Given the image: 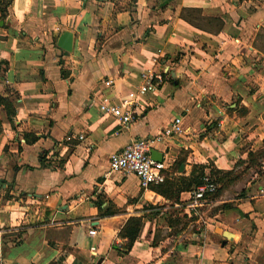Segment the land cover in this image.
<instances>
[{
    "label": "crops",
    "instance_id": "obj_1",
    "mask_svg": "<svg viewBox=\"0 0 264 264\" xmlns=\"http://www.w3.org/2000/svg\"><path fill=\"white\" fill-rule=\"evenodd\" d=\"M147 71L163 82L136 121L98 113ZM0 99V264H264V0H11ZM175 119L152 149L163 186L108 173ZM207 172L218 193L190 218L185 186Z\"/></svg>",
    "mask_w": 264,
    "mask_h": 264
},
{
    "label": "built area",
    "instance_id": "obj_2",
    "mask_svg": "<svg viewBox=\"0 0 264 264\" xmlns=\"http://www.w3.org/2000/svg\"><path fill=\"white\" fill-rule=\"evenodd\" d=\"M162 82L163 77L161 75L147 71L141 75L140 85L126 95L112 98L104 92H99L95 98V107L101 116L113 118L117 122V127L121 130L126 129L137 120L134 107L137 105L138 99L155 92ZM102 86L104 89H111L113 83L109 80L103 81ZM181 129L180 119H175L154 137L130 141L121 151L109 157L108 173L132 175L138 180L139 186L143 190L163 184L165 182V166L162 162L153 161L150 153L155 143L180 135ZM78 138L79 140L83 139L82 136ZM217 188V183L210 173H204L201 177L200 186L190 193L189 200L184 207L187 215L190 218L197 216L204 208L209 206L211 197L215 194ZM260 194H264V188L260 190ZM88 235L94 236L95 231L90 230Z\"/></svg>",
    "mask_w": 264,
    "mask_h": 264
},
{
    "label": "trees",
    "instance_id": "obj_3",
    "mask_svg": "<svg viewBox=\"0 0 264 264\" xmlns=\"http://www.w3.org/2000/svg\"><path fill=\"white\" fill-rule=\"evenodd\" d=\"M10 3H11V0H0V20H4L5 19V16L7 14V9L9 7ZM207 23L210 24V21H208V22H202L201 23V26L199 25V28L209 29L210 30V27H212V26L209 27L207 25ZM217 27H218V30H219L220 25H217ZM2 102H4V101L0 99V104ZM201 174L199 173V175H196L193 179H191L189 181V184L185 186V189L190 190L191 188H193V190H194L195 188H197L198 186H200V184H201V177H202ZM161 185L163 186V184H161ZM159 192H162V191H159ZM217 193H218V188H217V190H216V192H215V194L213 196H215ZM136 222L138 223V225L140 224L138 221H136ZM134 237H135V235H131V236L129 235V241L132 242V240L134 239Z\"/></svg>",
    "mask_w": 264,
    "mask_h": 264
},
{
    "label": "water",
    "instance_id": "obj_4",
    "mask_svg": "<svg viewBox=\"0 0 264 264\" xmlns=\"http://www.w3.org/2000/svg\"><path fill=\"white\" fill-rule=\"evenodd\" d=\"M2 25H3V20H0V27H2ZM71 40H72L71 35L69 33H64L59 37L57 41V47L64 52H70ZM150 155L153 161L161 162V157H159L160 155H158V153H156L155 151L152 150Z\"/></svg>",
    "mask_w": 264,
    "mask_h": 264
},
{
    "label": "rangeland",
    "instance_id": "obj_5",
    "mask_svg": "<svg viewBox=\"0 0 264 264\" xmlns=\"http://www.w3.org/2000/svg\"><path fill=\"white\" fill-rule=\"evenodd\" d=\"M255 174L259 175L260 173H258L257 170H255V171H250V172H246V173H245V176L243 177V181L251 180L252 177H253ZM213 176H214V175H213ZM214 179H215L216 182H217V179H216L215 176H214ZM220 179H224V177H223V176H220ZM255 179H256V178H255ZM255 179H254V180H255Z\"/></svg>",
    "mask_w": 264,
    "mask_h": 264
}]
</instances>
